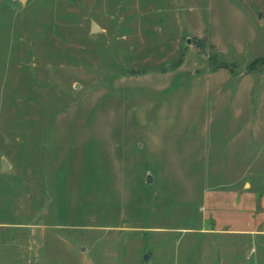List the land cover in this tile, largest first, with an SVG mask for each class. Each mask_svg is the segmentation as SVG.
Wrapping results in <instances>:
<instances>
[{"label":"rangeland","instance_id":"obj_1","mask_svg":"<svg viewBox=\"0 0 264 264\" xmlns=\"http://www.w3.org/2000/svg\"><path fill=\"white\" fill-rule=\"evenodd\" d=\"M261 16L0 0V264H264Z\"/></svg>","mask_w":264,"mask_h":264},{"label":"water","instance_id":"obj_2","mask_svg":"<svg viewBox=\"0 0 264 264\" xmlns=\"http://www.w3.org/2000/svg\"><path fill=\"white\" fill-rule=\"evenodd\" d=\"M23 1H25V0H23ZM261 20L264 23V17L263 16H261ZM98 29H99V27L97 26V24L95 22H92V31L93 32H96ZM6 167H7V161L4 160L3 161V168L5 169ZM151 180H152V176L149 175L148 176V181H151ZM149 256H150V254H146V256H145L144 261H143L142 264H150V262H149Z\"/></svg>","mask_w":264,"mask_h":264}]
</instances>
